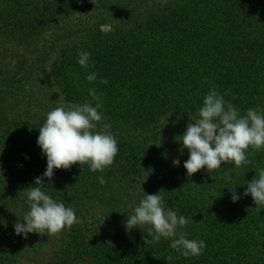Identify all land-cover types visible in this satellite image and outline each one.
I'll use <instances>...</instances> for the list:
<instances>
[{"label":"trees","instance_id":"trees-1","mask_svg":"<svg viewBox=\"0 0 264 264\" xmlns=\"http://www.w3.org/2000/svg\"><path fill=\"white\" fill-rule=\"evenodd\" d=\"M78 49L90 52L88 68ZM212 87L240 114L264 109V0H0V264H264V205L243 195L264 149L249 148L246 165L186 175L176 137ZM89 88L103 113L92 131L117 139L113 163L55 168L43 190L80 223L16 234L23 189L46 167L39 126L55 106L94 105ZM159 190L189 219L188 238L205 241L200 255L182 256L171 238L146 243L148 225L126 229L127 213Z\"/></svg>","mask_w":264,"mask_h":264},{"label":"clouds","instance_id":"clouds-1","mask_svg":"<svg viewBox=\"0 0 264 264\" xmlns=\"http://www.w3.org/2000/svg\"><path fill=\"white\" fill-rule=\"evenodd\" d=\"M90 56V52L78 49L77 63L88 68ZM97 75L92 71L85 79L91 82L97 79ZM99 79L100 83H108L106 77ZM88 92L96 101L94 105L85 101L71 107L55 106L40 124L36 143L46 157V167L40 176L34 178L33 185L23 189L28 208L22 220L18 219L13 224L16 234L24 237L30 232L52 235L80 223V217L72 207L43 190V177L51 178L55 168L67 169L79 162L81 166L87 163L90 171L102 172L113 163L118 151L117 139L109 131H92L97 127L96 122L103 119V113L99 111L102 102L95 88H89ZM101 127L108 129L110 124L104 123ZM176 139L182 142L181 152L184 148L188 150V158L183 162L187 176L201 168L212 173L222 166V162L236 167L246 165L249 163V148L252 152L264 149V109L249 107L240 114L238 107L226 101L224 95L212 87L204 94L196 117L190 118L185 131ZM173 163L179 164V160H173ZM97 179L99 183H105L103 176ZM245 184L243 195L251 194L257 207L264 205V168H259L256 176ZM240 195L232 191L230 199L236 202ZM189 222L187 217L178 216L174 208L166 206L164 195L159 190L156 193L145 192L132 212L127 213L123 223L126 229L148 225L146 232L151 238L144 237L146 243L171 238V248L184 257H191L200 255L206 245L203 239L188 238L187 233L181 230ZM0 223L5 222L0 220ZM167 259L171 260L170 257Z\"/></svg>","mask_w":264,"mask_h":264}]
</instances>
